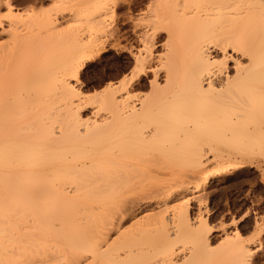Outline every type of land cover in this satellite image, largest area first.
<instances>
[{
  "label": "bare ground",
  "instance_id": "6f19581e",
  "mask_svg": "<svg viewBox=\"0 0 264 264\" xmlns=\"http://www.w3.org/2000/svg\"><path fill=\"white\" fill-rule=\"evenodd\" d=\"M8 2L0 0V12L7 10ZM13 2L17 11L22 5L42 0ZM81 2L96 5L106 0ZM121 2L128 7L124 8L123 16L117 15L121 23L115 26L109 22L108 16L112 13L106 9H84L96 29L91 43L85 38L89 29H79L71 37H59L49 30L46 37H39L37 33L42 26L36 22L18 26L20 41L33 48L55 52L59 67L83 59L80 91L88 92L89 86L98 91L106 82L104 76L97 86H88L81 79L91 61L102 57L110 48L127 52L124 57L112 59L113 66L115 63L121 68L119 74L133 64L132 49L140 47V26L135 23L133 10L143 2ZM149 2L161 5L154 8V12L160 18V26L172 35L171 47L165 49L160 36L165 40L168 36L164 32L156 34L161 51L171 54L161 61V51H157L151 66L167 64L170 80L169 72L161 68L159 73L139 76L131 97L113 90L109 98L101 96L91 103L84 102V107L81 100L65 92L62 85H54L31 100L22 114H13L10 119L0 116V198L6 192L16 194L23 218L33 217L28 225L33 229L32 248L25 253L30 259L59 260L66 245L86 244L97 238L106 242V248L112 244L108 253H99L102 259L150 261L160 256L162 249L167 251V245L181 242L191 260L231 258L225 250L206 251L205 246L213 245L214 238L212 231L201 235L198 218L202 217L212 226L201 206L192 210L191 199L196 194L191 193L201 186H195L192 191L189 184L197 175H202L199 173L205 174L207 163L213 159H218L215 162L218 165L219 160L222 161L220 166L225 170L234 164L232 160L252 150L261 149L263 154L261 73L259 68L241 70L237 78L233 71L231 87L226 86V78L214 74L208 78L209 88L196 72L197 48L210 32L227 35L232 21L222 22L219 27L224 31H219L211 19L216 13L208 9L190 7L187 11L180 9L183 15H178L164 6L171 0ZM179 2L194 5L202 0ZM71 15L61 14L64 20H69ZM128 24L131 28L126 30ZM143 31L146 33L149 28L144 27ZM123 39L129 42L122 43ZM222 50V46L219 49L213 46L210 55L217 58ZM92 69L95 73L99 70ZM154 79L157 84L153 91ZM144 87H148V91L140 94ZM225 160L230 162L223 164ZM207 178H203V184L208 183ZM121 187H131L134 194H125L119 211H113L111 196ZM36 188L46 189L52 193V198L61 193H77L67 200L60 197L62 204L55 219L62 221L63 232L56 230L54 220L49 222L50 211L32 201L30 192ZM18 219L8 217L6 210L0 208V231H7L9 235L8 240L0 238V259L9 258L4 249L14 243L12 226ZM229 234L230 231L225 236ZM32 249L38 252V257L33 256ZM176 251L179 252L178 247ZM163 258L175 260L176 257L168 251Z\"/></svg>",
  "mask_w": 264,
  "mask_h": 264
},
{
  "label": "snow or ice",
  "instance_id": "6c2138e0",
  "mask_svg": "<svg viewBox=\"0 0 264 264\" xmlns=\"http://www.w3.org/2000/svg\"><path fill=\"white\" fill-rule=\"evenodd\" d=\"M164 6L175 10L178 15H183L180 9L185 11L190 7L208 9L216 13L211 19L215 21L219 31H224L219 27L222 22L232 21V29L227 35L219 36L215 32H210L198 46L196 72L199 80L208 83L209 88L211 84L208 78L214 74L221 75L222 79L226 78L228 81L226 86L231 87L233 71L239 78L241 70L253 71L259 68L261 73L260 121L261 126L264 127V0H235V2L233 0H227V2L226 0H202L201 3L194 5L171 0V3ZM91 7L106 9L112 13L111 19H115L116 9L123 10L128 5L123 4L121 0H106L104 4L96 5L84 4L81 0H42L39 3H29L17 12L13 0H9L6 5L7 10L0 12V32L3 33L0 37V116L10 119L13 114H22L31 100L54 85H62L64 91L70 93L73 98H79L81 107H84L86 106L84 102L91 103L101 96L109 98L113 90L131 97L139 76L159 73L161 68L169 72V80L171 79L167 64L151 66L156 52L159 51L156 34L164 32L168 36L167 40H164V36H160V39L164 41L165 49H170L172 35L167 28L160 26V18L154 12V8H159L161 5H154L149 0H143L144 11L134 17L135 23L140 26L141 35L139 49H132L133 64L123 69L116 77H103L106 82L98 91H80V70L83 59L76 60L69 66L59 67L55 52L33 48L20 41L18 26L22 23L36 22L42 26L37 33L39 37H46L49 30L59 37H71L79 29H89L85 38L88 43H91L96 29L92 26L91 17L84 11ZM237 12L241 15H235ZM62 13L64 16L72 15L69 20H64ZM144 27H148L149 31L144 33ZM213 46L217 49L222 46L223 50L217 58L210 55ZM170 54V51H161L160 60L163 61L165 56ZM242 60L247 62L242 63ZM232 65L235 67H231ZM156 84L157 81L154 79L153 91ZM151 94L152 92L149 93ZM76 194L61 193L60 196L52 198V193L46 189L36 188L30 192L32 201L50 211L52 215L49 217V222L54 220L58 232L64 231L62 221L55 219L62 204L60 197L67 200L70 195ZM125 194L133 195L132 188L121 187L113 191L110 204L113 211H119ZM0 208L6 210L8 217H19L12 226L14 243L11 247L4 249L9 258L0 259V264H264V220L257 216L252 224H248V219L253 216L251 209L238 213L235 219L230 218V228L228 224L221 225L223 228H229L231 233L225 236L224 240L218 244L205 246L206 251L212 253L227 251L231 257L227 260H191L182 242L167 245V251L162 249L161 255L150 261L102 259L99 253H108L112 244L106 248L104 247L106 242L97 238L86 244L66 245L61 259H50L45 262L39 258L30 259L25 255L32 248L33 229L28 225L33 217L23 218V213L20 212L17 204V195L6 192L0 198ZM260 210L264 213V203ZM246 224H248L247 227H245ZM198 228L201 230V235L212 231L202 217L198 218ZM0 238L8 240L7 231H0ZM177 247L179 252L176 251ZM168 251L173 253L175 260L163 258L167 256ZM32 254L38 257L35 249H32Z\"/></svg>",
  "mask_w": 264,
  "mask_h": 264
},
{
  "label": "rangeland",
  "instance_id": "374dc122",
  "mask_svg": "<svg viewBox=\"0 0 264 264\" xmlns=\"http://www.w3.org/2000/svg\"><path fill=\"white\" fill-rule=\"evenodd\" d=\"M23 7L25 6L22 5L19 9H17V11L19 12ZM3 11L6 10L3 9ZM125 11L126 9L118 10L115 19H111V17H109L112 15L108 16L109 22H112L111 24H113L112 26L119 25L121 23L120 20L118 19V16L120 17L123 16L125 14ZM143 11H144V7L142 3L138 8L133 10V16L135 17L136 15H138ZM116 18L118 19L117 21H115ZM129 23L131 24L132 22L129 21ZM130 26L131 25L128 24V26H126V30L130 29L131 28ZM124 42L128 43L129 40L123 39L122 43ZM133 43L137 44V42H133ZM158 47H159V51H161L162 45H160V43L158 44ZM126 54L128 53L123 51H118L114 48H110L109 50L104 52L102 57H96L93 61H91L89 66L85 68L83 75H81L82 77L81 79H83L88 86L89 85L97 86L98 81H100L101 77L103 76L109 77L110 75L111 76L113 75V77L114 76L116 77L118 75L117 72H119L118 70H120L121 68H119L120 66L115 63L113 66L112 59H115V57L116 58L122 56L124 57V55ZM109 61L112 62L109 63ZM92 68H99V70L100 69L101 70L100 71L98 70V72L95 73L93 72ZM93 89L94 88H90L89 86L88 92L95 90ZM148 89H149L148 87H144L139 91V93L146 94ZM261 151H262L261 149H255L252 150V152L250 153L248 152L249 154L246 155L244 154L245 156L243 157L240 156L239 159L237 160H232L231 162H234V164H232L233 166L232 165H230L229 167L227 166L225 167V170L223 168L224 166L223 167L220 166L222 164V161L219 160L220 165H218L219 163H215L218 162V159L217 160L213 159L212 161L207 163L205 167L207 171L205 170V168H203L205 170L204 171L205 174L199 173L204 176L197 175L196 179H194L193 181L191 180L192 182L191 184H189V186L191 187L192 191L195 188V186L197 187L199 185L201 186V187L199 186L200 188H198L197 190L194 189L195 193L193 192L191 193L192 196L193 194H196L195 197L193 196L191 199L192 210H196L199 206H201L204 215L205 216L207 215V217L209 218L210 225L212 226L211 233L214 238L213 244L214 243L218 244L219 241L224 239L225 233L228 232L230 228V223H229L230 218L232 217H233L232 219L237 218L238 213H242L243 211L251 209L253 216L250 219H248V224H252L257 216H259L261 220H264V213H262L260 210L262 203H264V158H263L264 152H262L263 154H261ZM208 155L210 156V154ZM247 158L249 160H247ZM246 160L249 162H247ZM226 162L229 163L230 161L225 160L223 161V164L224 163L226 164ZM205 176L208 177L207 184H203L205 182L203 181V178H206ZM224 224H228L229 228L221 227V225ZM248 224H246L245 227H247Z\"/></svg>",
  "mask_w": 264,
  "mask_h": 264
}]
</instances>
